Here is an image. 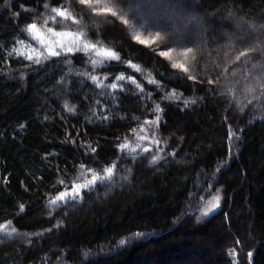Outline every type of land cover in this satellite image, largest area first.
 I'll return each instance as SVG.
<instances>
[{
  "label": "trees",
  "instance_id": "16d2710c",
  "mask_svg": "<svg viewBox=\"0 0 264 264\" xmlns=\"http://www.w3.org/2000/svg\"><path fill=\"white\" fill-rule=\"evenodd\" d=\"M129 1L120 0L125 25L78 0H0V264H264V0H176L155 13L182 12L195 19L188 26L148 23L145 10L136 18ZM54 7L79 24L57 17L49 27L83 31L120 60L93 66L94 51L40 64L9 55L21 40L39 47L24 30ZM217 10L228 20L208 23ZM185 30L194 38L180 40ZM157 33L151 46L134 39ZM169 50L171 59L159 55ZM121 74L143 92L116 81ZM114 82L122 87H106ZM156 116L158 126L144 123ZM141 126L148 140L133 132ZM125 140L140 147L122 150ZM113 166L73 199L74 185ZM215 195L219 207L204 215Z\"/></svg>",
  "mask_w": 264,
  "mask_h": 264
},
{
  "label": "snow or ice",
  "instance_id": "6c2138e0",
  "mask_svg": "<svg viewBox=\"0 0 264 264\" xmlns=\"http://www.w3.org/2000/svg\"><path fill=\"white\" fill-rule=\"evenodd\" d=\"M78 3L80 5L85 6L87 9L90 10L92 15L95 16H112L117 17L121 20L122 23L125 25L128 24V20L124 17L122 14V10H120V0H78ZM45 7H48L47 4H45ZM51 12L54 13V15L50 16L48 19H45L43 22V25L38 26L37 23L33 22L25 28V32L29 35L30 39L33 41H36L39 47H33L29 45L27 48H25L24 41H18L17 43L20 45L19 47H14L8 54L9 55H17L20 57H23L27 61L34 62L36 64H40L42 60H47L52 57H58L62 53H73L78 51H83L85 53L94 51L95 55L97 57H100L99 60L93 59L91 60V63L93 66H96L98 64H101L104 60H120V56L117 52L106 49L103 47H97V44L88 42L87 39H85V34L83 31H66V30H54L52 27H49V20L56 22L57 17L62 18V20H70L73 24H79V21L76 19V17L72 16L71 12L67 8L61 7H54L51 9ZM134 39L138 41L140 44H144L146 46H151V44L156 43L158 40H161L162 37L159 33L155 35L152 39H142L139 34L134 36ZM82 45V47H81ZM42 49V50H41ZM192 52L191 48H188L186 51H184L182 54L187 57L189 53ZM246 52H241L240 56L246 55ZM159 55L171 59L172 57V50L169 51H161ZM240 57L238 56L237 59ZM128 66L132 68L135 71H140V68L138 65L133 64L131 61H128ZM173 68L181 69L184 72L188 71V68L185 67L183 63H173ZM192 78V77H189ZM91 79L95 82L98 81L99 78L97 76H91ZM104 79H107V77H104ZM130 81L131 83L135 84V86L143 92V87L136 82V80L132 76L125 77L123 74L116 76V81ZM152 84H157L159 86L158 82L154 79H150L148 81ZM213 81H209V83H212ZM103 81H100L97 84V87H104ZM106 87H109L111 89H117L118 87H122V85H118L117 83H111L109 85H106ZM170 96H175V93H171ZM187 103V101H185ZM251 103V101H249ZM65 108H68V105H65ZM69 111H72L71 108H68ZM155 111L159 112L160 108L159 105H156ZM107 117H105L106 119ZM160 117L156 116L155 120H146L144 123L146 125H156L158 126ZM133 132L136 133V136L139 140H148L149 137L147 135V129L143 126L140 128V132H136L135 129H133ZM140 133H144V135H140ZM234 135V133L230 130L229 131V138H231ZM154 143H159V141H156L155 138H152ZM119 147L124 150L127 149L131 152H135L137 148L140 147L139 144H136L135 147H131L129 142L125 140L124 143L119 145ZM149 149L145 148L144 151H148ZM95 151V149H93ZM83 167V165L81 166ZM114 170L113 167H109L104 169L105 175H99V174H93L90 179H85V182L80 185H74L72 189L73 199L76 198V196L79 195L81 189L89 188L90 186L94 185L98 180L103 181L105 179H108L112 176ZM91 172V169L88 170ZM69 195L68 193H62L60 196L56 197L54 200H52L51 204H56L57 201L65 199V197ZM220 205V196L215 195L212 200H209L207 203V206L203 210V214L207 215L208 213L214 211L217 209ZM21 210H23V206L21 205ZM10 223V222H9ZM7 229V225L0 224V232H4ZM12 233L16 232L15 228H11L10 230ZM123 243V241L121 242Z\"/></svg>",
  "mask_w": 264,
  "mask_h": 264
},
{
  "label": "rangeland",
  "instance_id": "374dc122",
  "mask_svg": "<svg viewBox=\"0 0 264 264\" xmlns=\"http://www.w3.org/2000/svg\"><path fill=\"white\" fill-rule=\"evenodd\" d=\"M138 0H130L128 4L132 5L131 6V10L134 9L136 10L135 13H134V16L136 18H139V11H143L145 10V12L148 13V17H147V21L148 23H154L155 25H158L160 24V22L164 19L166 20H176L178 22V24L180 26H188L189 23L191 22H194L195 19L194 18H191L190 16H187L185 15L184 13L180 12L179 14H175L174 16H170L168 14H162V16L159 17V19L155 18V13L161 11V9H165V8H169V7H172V6H176V0H160L161 3L160 4H157V5H151V6H148L147 9H143L142 5L146 4L147 0L146 1H142V2H137ZM136 3H138L137 5H135ZM135 5V6H134ZM172 5V6H171ZM184 5V4H183ZM186 5H184V8H188V7H185ZM190 8V6H189ZM181 9V7H180ZM229 16H227L225 13H222L220 10H217L215 12V14H211L208 16V19H207V22L209 23V21L211 20H217L218 22H224L225 20H228ZM142 21V20H141ZM146 20L142 21L143 23L144 22H147ZM176 29V28H175ZM210 33H211V27L209 29ZM237 32V30L235 31V33ZM220 33H222L224 35V32L223 31H220ZM181 38L180 40L182 39H193L194 38V33L191 31V30H185L181 33ZM237 38V37H236ZM185 50L183 51H180L178 52L177 56L179 57V61L181 62H185L187 61L188 59V56L185 57L182 53L184 52Z\"/></svg>",
  "mask_w": 264,
  "mask_h": 264
}]
</instances>
